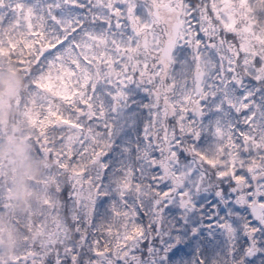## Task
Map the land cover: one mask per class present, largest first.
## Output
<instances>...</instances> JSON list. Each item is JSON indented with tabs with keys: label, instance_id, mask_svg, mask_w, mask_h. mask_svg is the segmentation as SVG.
Segmentation results:
<instances>
[{
	"label": "rangeland",
	"instance_id": "obj_1",
	"mask_svg": "<svg viewBox=\"0 0 264 264\" xmlns=\"http://www.w3.org/2000/svg\"><path fill=\"white\" fill-rule=\"evenodd\" d=\"M66 1L56 10L59 0H0V264L43 263L54 248L50 241L64 245L51 264H240L242 247L230 241L241 236L232 225L234 210L218 213L210 231L198 217L202 207L178 217L179 192L194 194L193 177L174 186L183 169L171 159L173 147L159 157L165 145L154 138L159 108L144 116L152 119L148 126L141 116L148 101L137 93L153 86L152 75L165 72L169 89L178 85L188 99L194 93L192 53L203 67L201 94H213L214 103L223 102L217 88L229 81V92L239 86L242 70L264 78V20L258 14L264 0ZM229 6L235 9L226 14ZM179 7L183 25L167 63L158 55ZM214 9L231 33L210 51L217 36L209 21ZM144 35L146 47L139 45ZM98 73L105 79L95 78ZM144 81L149 83L140 85ZM149 92L150 99L161 91ZM171 98L166 95L165 103ZM222 111L227 114L215 112L214 123L224 125L217 121L226 117ZM64 122L79 128L62 127ZM168 167L173 175L165 181ZM225 170L220 167V174ZM233 170L229 174L239 178L241 171ZM65 180L71 186L61 213L54 193ZM45 204L55 211L44 212ZM23 233L28 240L19 239ZM257 234L264 254V226Z\"/></svg>",
	"mask_w": 264,
	"mask_h": 264
},
{
	"label": "flooded vegetation",
	"instance_id": "obj_2",
	"mask_svg": "<svg viewBox=\"0 0 264 264\" xmlns=\"http://www.w3.org/2000/svg\"><path fill=\"white\" fill-rule=\"evenodd\" d=\"M179 1L182 4L184 0ZM165 6L167 9L171 8L170 4ZM233 9H235L234 6L226 8V14L232 12ZM177 10V14L174 12L175 16L181 17L180 7ZM212 16L209 21L213 23L211 28L217 31V36L213 40L211 38L208 43L210 51L215 45L222 44V40L225 38L227 40V36L231 33V30L225 29L222 13L219 14L218 10H215ZM221 46L222 51H224L225 45ZM195 47L197 49L198 46ZM188 51V53L193 52L191 48H188ZM219 52L221 51L218 50ZM158 54L159 52L156 56ZM192 55L190 57H194L193 63L196 64V69L201 64L193 53ZM158 56L161 57V55ZM172 59L173 55L170 61L167 60V63L172 62ZM225 60L223 59V62ZM111 66L112 64L109 66V74L112 70ZM194 72L192 74L194 93H190L191 96L188 99L180 97L178 85L169 89L171 79L166 78L167 73L165 72L163 74L158 73L156 77L152 75L148 81L153 86L142 87L141 94L137 93L141 102L147 100L149 103V90L153 87L161 91L158 97L154 98L153 105H148L147 109L144 108L146 111L142 117L145 120L144 116H148L149 110L159 108L161 121L158 123V136L154 135V138H161L165 143L164 147L160 146L159 148V157L161 158L164 151L168 152L173 147L174 152L171 159L177 168L183 169V172H180V175L175 178L174 186L180 189L187 183L188 179L191 180L193 177L194 194L191 196L189 192H179L180 205L178 207L181 213L178 217L183 218L187 210H193L197 206L202 207L198 217L203 222L205 221L207 226L209 225L208 231H210V226L213 228L215 225L213 222L217 214L225 212L226 208H231L236 214L235 222L232 225L234 229L241 231V233L238 231L240 237L230 239L235 245L242 247L243 261L240 260V264H264V254L257 244V236L259 235L257 233L261 232L264 226V161L261 160L262 155L264 156V134L262 133L264 130V102L261 100L264 89L257 85L258 79H253L249 73H242L241 76H238L241 79L235 90L229 92L228 84L230 81L227 82V88L225 86L216 89V93H214L216 98L220 97L223 102L222 104L214 103L213 94H210L211 96L201 94L204 72L202 82H200L201 90L199 93L196 91ZM234 77L236 76L233 75L232 78ZM98 78L105 79L101 73H99ZM106 81L108 80L106 79ZM148 81H144L140 85L148 84ZM246 84L248 86H245ZM106 85L99 88L103 90ZM119 95L121 96V92ZM166 95H172V104L171 100L169 103H165L167 102L165 100ZM137 98L135 97V99ZM179 103H185L186 108L179 109ZM220 109L227 112L225 114L222 111L226 117L217 120L220 123L223 122L224 125L214 123L217 117L214 114ZM145 121L148 122V126H154L151 118ZM167 143H172V145ZM184 167L188 168L187 172H185ZM220 167L226 169L222 171V174L219 171ZM233 168L237 170L235 171ZM231 169L235 172L241 171L239 178L235 179L229 174ZM172 175L168 167L162 179L171 180ZM187 175L190 177L187 178ZM253 210L257 217L254 216ZM229 234H231V230ZM230 237L233 236L230 235L228 238Z\"/></svg>",
	"mask_w": 264,
	"mask_h": 264
},
{
	"label": "trees",
	"instance_id": "obj_3",
	"mask_svg": "<svg viewBox=\"0 0 264 264\" xmlns=\"http://www.w3.org/2000/svg\"><path fill=\"white\" fill-rule=\"evenodd\" d=\"M196 3L197 1L196 0H193V3ZM260 2H261V0H260ZM262 2H263V0H262ZM67 1L66 0H59V4H57V6L58 7H56V8H53V9H61V8H63V7H65V6H67ZM263 6H264V2H263V4L261 3V7L259 8V11H258V14H259V18H263V20H264V13H262V8H263ZM205 8H206V10L205 11H208V12H210L209 10H210V8L208 9L206 6H205ZM64 9V8H63ZM261 14H262V16H261ZM258 18V19H259ZM260 20V19H259ZM140 45V44H139ZM262 45H263V43H262ZM261 45V47H263ZM11 59H13V56L11 57ZM26 60H28L27 59V57L25 58ZM15 61V60H14ZM256 63H259V61H256ZM24 64H26V63H24ZM31 65V64H30ZM32 66V65H31ZM17 71L19 72V73H22V72H24L25 73V71L20 67L19 69L17 68ZM242 73L244 74V73H247V72H245L244 70H242ZM99 77V73L97 74V76L95 77V78H97V79H99L98 78ZM26 79L27 78V74L25 73V76H23L22 77V80L23 79ZM258 86H260L262 89H264V78H261V79H259L258 80V84H257ZM3 88V83H0V89H2ZM141 93H139V95H140ZM264 94V93H263ZM149 103H148V105H151L152 103H153V101H154V98H150L149 99ZM153 105V104H152ZM151 107V106H150ZM147 109V108H146ZM146 109H141V116H143V113H145V111H146ZM14 114H13V119L16 117V114H17V111L16 112H13ZM65 124V122L64 123H62L61 125H62V127H68V126H65L64 125ZM68 128H70V127H68ZM79 128V127H78ZM78 130V129H77ZM36 144L38 145V142H36ZM38 149H39V146H36ZM40 152V154H41V156H42V158L44 157L45 158V153L44 152H41V151H39ZM48 156V155H47ZM51 157H49L48 156V160H47V162H48V164L49 163H51L50 161H51ZM93 164V163H92ZM64 183H63V185H65L60 191H58V190H56L55 191V193H54V195L57 197V204H55V209H57V211L58 212H61V213H65L66 212V210H67V203H68V201H69V198H68V196H69V190H70V186H71V184H69L68 182H66V180L65 181H63ZM141 182H143L144 184H148L149 182L148 181H146V180H141ZM43 207H45L46 209V211H44V212H47V213H52V212H54L55 210L53 209V208H50L49 209V207H47L46 206V204L43 206ZM86 210H88V209H86ZM32 213V212H31ZM29 217V219H33L34 220V222L36 221V214L35 213H32L31 215H29L28 216ZM69 222H70V220H69ZM145 222V221H144ZM148 225V224H147ZM70 227H71V229L74 227L73 226V224L70 222ZM146 227V226H145ZM23 229H22V231H27V228L25 227V226H23L22 227ZM148 230V229H147ZM27 233H23L22 235L20 234V238L19 239H21V241H26V240H28V236L26 235ZM52 244H54V248H52L51 249V251L49 252V254L47 255V257L45 258V261H43V263H41V262H39L38 264H51V263H54V261H55V259L57 258L56 256H57V250H59V252H60V249H61V251L63 250V247H64V245L61 243V245L60 244H57V243H55V242H52V241H50ZM37 245L36 244V242L34 243H31V246L32 245ZM38 246L40 247V245L38 244ZM143 247H145V244H143ZM38 248V247H37ZM176 250H178V248L176 249ZM85 254V253H84ZM155 255H159L158 253H155ZM83 258H84V256H83ZM80 262V261H79ZM78 262V263H79ZM83 262V261H82ZM79 264H81V263H79Z\"/></svg>",
	"mask_w": 264,
	"mask_h": 264
},
{
	"label": "water",
	"instance_id": "obj_4",
	"mask_svg": "<svg viewBox=\"0 0 264 264\" xmlns=\"http://www.w3.org/2000/svg\"><path fill=\"white\" fill-rule=\"evenodd\" d=\"M182 26V20L180 18V16H176V20L172 22L171 24V36L170 38H168L163 44H162V49H161V52H160V55L161 57L165 58L166 60L170 61L171 58H172V53H174V50H175V47H176V42L179 38V35H180V28ZM147 36L144 35L142 38H141V41H140V45L143 46V47H146L147 45ZM194 76H195V80H196V91L199 93L200 90H201V83L202 82V77H203V71H202V67L200 65H198L195 69V72H194ZM65 126H68L70 128H73V129H78V126L74 123H65L64 124ZM253 214L255 217L256 216V213L255 211L253 210ZM258 219V218H256ZM260 221V220H259Z\"/></svg>",
	"mask_w": 264,
	"mask_h": 264
}]
</instances>
